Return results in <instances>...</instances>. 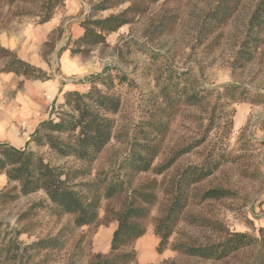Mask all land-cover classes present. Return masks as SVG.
<instances>
[{"label": "rangeland", "instance_id": "rangeland-1", "mask_svg": "<svg viewBox=\"0 0 264 264\" xmlns=\"http://www.w3.org/2000/svg\"><path fill=\"white\" fill-rule=\"evenodd\" d=\"M77 1L85 6L86 15L74 18V22L71 18H62L61 24L41 44L37 57L28 46V40L20 43V48L14 53L50 74L51 79L58 81L59 85L72 84L76 90H86L90 78L105 70L114 75L125 76L126 80L116 87L121 98V108L114 116L113 138L89 167L90 175L85 181H94L97 185L101 181L104 186L116 174L117 164L126 153L134 131L142 125V121L149 120L153 113L151 95L155 92L154 80L165 68L177 72L188 71V86L196 90L213 91L223 85H238L264 94V45L258 49L254 59L242 68L232 64L244 36V26L257 0H242L232 18L219 28L213 25V18L206 16L213 10L217 0H159L147 5L145 12L126 18L129 20L128 24L106 35L105 44L92 48L87 56L70 54L79 58L82 69L66 75L62 70V56L64 52L70 53L69 50L75 48L76 40L72 36L71 26L73 23L81 25L89 15L91 5L100 0ZM127 6L125 4L96 13L91 19H103L110 14H117ZM16 8L35 12V8L22 3L14 5V9ZM62 9L63 7L56 11ZM37 21L38 18L32 16L15 18L6 31H14L20 40L23 30H32L38 26ZM11 86L7 82L0 84V103L10 100L17 89H22V83H18L16 87ZM52 106L53 110L48 118L57 108L55 103ZM48 111L47 109L46 115ZM223 116H226L224 119L227 122H231V133L226 141L230 157L219 171L190 190L188 206L184 211L185 218L176 226L169 243L213 242L217 237L213 232V220L219 221L233 232L256 235L259 228L264 229V129L261 127V122H264V104L229 103L209 95L201 106L181 105L170 119L164 114L155 116L163 123L160 129V153L154 161L155 166L165 161L176 147L200 138L210 122L215 127L203 144L180 157L162 175L147 172L133 177L132 187L155 182L159 189V203L151 209L150 218L146 221V234L154 236L152 219L160 214L161 204L165 200L161 190L167 188L182 167L203 159ZM142 129L150 131L145 125ZM15 132L21 144L12 143L13 146L25 148L31 134L22 125H16ZM3 133L4 130L0 131V136L13 137ZM27 147L43 154L54 165L65 168L82 166L72 159L57 158L45 148L37 149L33 144H28ZM14 186L15 184L7 183L4 175L0 176V194H6L0 199V222L8 231L20 233L17 241L21 247L38 239L55 237L59 233H62L61 239L64 241V247L60 251H29L30 258L27 261L24 259L23 264H89L94 255L108 253V242L116 226L111 215L105 225L104 220H101L91 227L74 228L71 216L57 217L51 214L49 202L42 191L18 196V188ZM217 186L233 190L237 196L220 201L199 200L201 191ZM11 196L18 197L12 200ZM121 201L120 198L102 201L100 219L104 217L105 209L118 210ZM193 218L211 221L212 224L191 223ZM149 246L147 238L132 244L130 249L136 254L133 264H161L163 261L176 264H240L243 259L240 256L239 259L226 263H215L187 257L170 249L157 254Z\"/></svg>", "mask_w": 264, "mask_h": 264}, {"label": "trees", "instance_id": "trees-1", "mask_svg": "<svg viewBox=\"0 0 264 264\" xmlns=\"http://www.w3.org/2000/svg\"><path fill=\"white\" fill-rule=\"evenodd\" d=\"M66 0H0V30L7 28L15 18L32 16L38 18V25L48 22L55 11L64 6ZM159 0H100L91 5L89 15L82 23L83 33L74 41L75 48L70 54L87 56L96 46L104 45L106 35L116 32L129 23L131 18L146 11V6ZM242 0H217L206 16L213 18V25H225L238 9ZM35 8V12L14 9V5ZM128 6L117 14H110L103 19L92 20L94 14L105 12L122 5ZM48 45V43H45ZM264 45V0H257L244 26V36L234 54L233 66L242 68L251 62L258 49ZM0 73L13 74L26 80L45 82L52 78L50 74L20 59L14 52L0 46ZM126 80L123 75H114L105 70L92 76L86 90H70L62 94L63 102L57 105L53 115L38 124L23 149H16L7 143H0V176L4 175L8 184H15L18 196H28L42 191L49 202L51 214L60 217H72L74 228L91 227L108 217L116 222L106 255L96 254L89 264H133L135 252L132 244L146 234V221L151 209L159 203V194L155 182L132 187L134 176L152 172L162 175L169 170L183 155L203 144L214 129L212 122L200 138L190 140L176 147L169 157L154 165L160 153L161 127L163 123L155 116L165 115L170 119L181 106H201L209 95L217 100L229 103L264 104V94L253 92L238 85H223L213 91L189 88V72H177L165 68L154 80L155 92L151 95L153 113L149 120L142 121L130 138L128 149L117 164L116 174L112 175L104 186L100 181H85L90 175L89 167L113 138L116 116L121 108V98L116 89ZM226 115V114H225ZM221 118L213 142L200 162L182 167L171 179L165 190H161L164 203L160 214L153 218V234L158 242L157 254L170 249L181 255L226 263L243 258L240 264H264V229L257 234L233 232L219 221L213 220V232L217 234L213 242L198 244L195 241H175L169 243L176 226L183 221L184 211L188 206L189 192L210 176L214 175L228 161L230 151L226 141L231 128L230 120ZM147 126L150 131L142 129ZM264 129V122H261ZM33 144L37 149L45 148L60 159H72L82 164L79 168H65L52 164L27 146ZM123 172L121 175L120 173ZM254 173H257L254 172ZM6 194L1 193L0 199ZM18 196H11L15 199ZM237 196L233 190L213 187L200 192V201H220ZM120 198L118 210L105 209L102 219L99 217L102 201ZM211 223V221L191 219V223ZM206 225V224H205ZM19 232L8 231L0 222V264H23L29 260V251L45 252L64 247L59 233L55 237L38 239L21 247L17 241ZM161 264H176L163 261Z\"/></svg>", "mask_w": 264, "mask_h": 264}, {"label": "crops", "instance_id": "crops-1", "mask_svg": "<svg viewBox=\"0 0 264 264\" xmlns=\"http://www.w3.org/2000/svg\"><path fill=\"white\" fill-rule=\"evenodd\" d=\"M86 13L87 10L85 6L79 4L77 0H66L63 9L59 12L55 11L48 22L38 25L32 28V30H23V35L20 40L14 31L7 32V28L0 30V46L15 52L20 48V43H24L28 40V46L32 48L34 52L33 55L37 57V52L41 44L45 42L48 35L61 24L62 18H71L70 20L74 22V18H81L85 16ZM71 33L73 38H78L82 35L83 29L79 24L73 23L71 26ZM18 55L20 56V54ZM22 60L27 61L24 58ZM81 66L79 58L72 57L69 52L63 53L62 70L64 74L69 75L79 72L82 69ZM6 82L11 83V87H16L18 83H22L21 90L17 89L16 94L10 100L0 103V131L3 132L4 130L3 134L14 137L9 138L7 136H0V143H7L16 149L20 148L13 146L12 143L21 144L20 139L16 136V125H22L29 134H32L39 123L48 119L50 111L53 110L52 105L54 103L59 105L63 102V92L76 90V87L72 84L61 86L58 81L52 79L45 82L29 81L13 74L0 73V84ZM59 93H61V96H59ZM48 96L50 98H48ZM47 109L49 110L48 115H46ZM146 238L150 243L149 248L154 250L158 242L157 238L147 233L138 240L144 241ZM146 248H148L147 245Z\"/></svg>", "mask_w": 264, "mask_h": 264}]
</instances>
